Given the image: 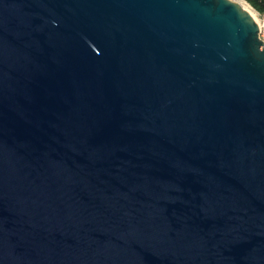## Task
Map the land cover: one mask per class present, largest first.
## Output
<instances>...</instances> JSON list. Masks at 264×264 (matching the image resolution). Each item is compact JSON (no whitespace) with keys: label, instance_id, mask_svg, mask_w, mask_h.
<instances>
[{"label":"water","instance_id":"water-1","mask_svg":"<svg viewBox=\"0 0 264 264\" xmlns=\"http://www.w3.org/2000/svg\"><path fill=\"white\" fill-rule=\"evenodd\" d=\"M232 0H0V264H264V39Z\"/></svg>","mask_w":264,"mask_h":264},{"label":"bare ground","instance_id":"bare-ground-1","mask_svg":"<svg viewBox=\"0 0 264 264\" xmlns=\"http://www.w3.org/2000/svg\"><path fill=\"white\" fill-rule=\"evenodd\" d=\"M232 1L236 2L244 10H246L254 18V20L259 24L260 28L262 27V25L258 21V17H257L255 10L245 0H232Z\"/></svg>","mask_w":264,"mask_h":264},{"label":"trees","instance_id":"trees-1","mask_svg":"<svg viewBox=\"0 0 264 264\" xmlns=\"http://www.w3.org/2000/svg\"><path fill=\"white\" fill-rule=\"evenodd\" d=\"M258 13H264V0H245Z\"/></svg>","mask_w":264,"mask_h":264},{"label":"rangeland","instance_id":"rangeland-1","mask_svg":"<svg viewBox=\"0 0 264 264\" xmlns=\"http://www.w3.org/2000/svg\"><path fill=\"white\" fill-rule=\"evenodd\" d=\"M255 12L257 14L259 23L262 25V27L260 28L261 29L260 36L262 39H264V13H258L256 10Z\"/></svg>","mask_w":264,"mask_h":264}]
</instances>
